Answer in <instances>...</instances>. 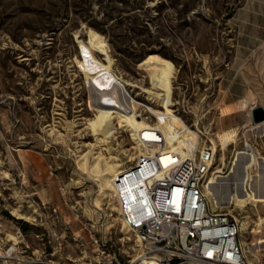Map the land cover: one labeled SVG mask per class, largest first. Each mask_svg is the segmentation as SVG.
Returning a JSON list of instances; mask_svg holds the SVG:
<instances>
[{
	"label": "rangeland",
	"instance_id": "rangeland-1",
	"mask_svg": "<svg viewBox=\"0 0 264 264\" xmlns=\"http://www.w3.org/2000/svg\"><path fill=\"white\" fill-rule=\"evenodd\" d=\"M249 91L263 107L264 0H0L7 233L20 229L27 255L44 264H98L94 235L109 241L120 264L134 260L135 235L111 215L112 191L102 195L90 166L99 154L129 165L150 149L138 135L154 125L181 151L209 132L218 169L241 161L245 189L230 210L248 263L264 264V123L243 128L252 122L242 99ZM131 94L151 105V96L159 98L164 111L151 109L157 119L148 122ZM227 132L233 140L222 149ZM18 168L25 179L14 183Z\"/></svg>",
	"mask_w": 264,
	"mask_h": 264
},
{
	"label": "built area",
	"instance_id": "built-area-1",
	"mask_svg": "<svg viewBox=\"0 0 264 264\" xmlns=\"http://www.w3.org/2000/svg\"><path fill=\"white\" fill-rule=\"evenodd\" d=\"M131 95L139 104L137 112L142 111L148 122L157 119L151 109L164 111L163 105L157 104L159 98L150 97V102L157 101L155 106ZM174 107L173 103L171 109L177 116ZM178 117L189 129L198 132L194 121L189 123ZM165 119L159 117L161 122ZM213 124L210 123V131ZM208 135L209 132L199 131L196 148L184 158L167 147L166 137L158 127L149 126L138 135L140 143L150 149L136 155L123 168L116 190L109 197L111 215L114 212L136 238L138 255L127 264H249L240 242V224L230 210L232 205L224 209H213L211 205L207 187L214 179L226 175L228 168L218 169L219 152ZM17 171L14 183L17 178L25 179L20 168ZM4 180L11 182L8 177ZM11 199L18 201L13 195ZM9 236L5 222L0 219V264H44L39 257L27 255L30 246L20 229L13 232L15 240ZM92 243L98 264H120L108 240L94 235Z\"/></svg>",
	"mask_w": 264,
	"mask_h": 264
},
{
	"label": "bare ground",
	"instance_id": "bare-ground-1",
	"mask_svg": "<svg viewBox=\"0 0 264 264\" xmlns=\"http://www.w3.org/2000/svg\"><path fill=\"white\" fill-rule=\"evenodd\" d=\"M242 99L248 101L250 105V111L252 113V110L257 105L254 94L251 91H249L248 93H246V96ZM253 124L254 123L250 122L249 124L245 125L243 128L247 126H253ZM254 125H260V124H254ZM232 140L233 139L230 137V133L227 132L225 134L220 135L219 144L222 147V149H225L232 142ZM167 147L174 150L181 158L188 156L189 153L191 152L190 150H184V151L178 150L177 148L173 147L170 144ZM147 151H149V149L145 148L142 150H138L137 152L138 154H144ZM133 159H135V157ZM241 165H242L241 161L238 158H234L230 166L228 167V171L226 172V175L219 177L220 179H214L208 185L207 191L212 197L210 198V201L213 209H224L233 205L236 197L240 195V193L245 189V185L243 182V175L241 172ZM83 167L87 169L89 167L88 154L84 156ZM90 167L92 173H96L98 176L101 177L102 195L107 197L108 196L107 191H112L111 193L112 195L113 192L116 190V181L118 180V177L120 176L123 170V168L121 169V165L116 163H111L108 160L103 159L102 155L99 154L97 155V157L94 158L93 166ZM19 208L21 210V206ZM21 212L23 213L22 210ZM15 214L20 219L27 221L33 220V218L30 215L28 216V214L22 215L19 211H17ZM9 237L10 239H14V236L12 234Z\"/></svg>",
	"mask_w": 264,
	"mask_h": 264
},
{
	"label": "water",
	"instance_id": "water-1",
	"mask_svg": "<svg viewBox=\"0 0 264 264\" xmlns=\"http://www.w3.org/2000/svg\"><path fill=\"white\" fill-rule=\"evenodd\" d=\"M252 123L261 124L264 123V107H255L251 113Z\"/></svg>",
	"mask_w": 264,
	"mask_h": 264
},
{
	"label": "crops",
	"instance_id": "crops-1",
	"mask_svg": "<svg viewBox=\"0 0 264 264\" xmlns=\"http://www.w3.org/2000/svg\"><path fill=\"white\" fill-rule=\"evenodd\" d=\"M264 107V106H263Z\"/></svg>",
	"mask_w": 264,
	"mask_h": 264
}]
</instances>
